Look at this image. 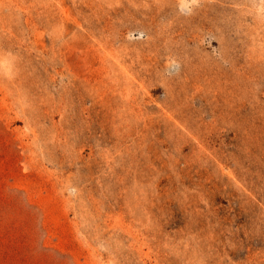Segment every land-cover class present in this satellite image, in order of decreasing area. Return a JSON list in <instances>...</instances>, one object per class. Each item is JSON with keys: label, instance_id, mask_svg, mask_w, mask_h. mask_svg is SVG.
Returning <instances> with one entry per match:
<instances>
[{"label": "rangeland", "instance_id": "374dc122", "mask_svg": "<svg viewBox=\"0 0 264 264\" xmlns=\"http://www.w3.org/2000/svg\"><path fill=\"white\" fill-rule=\"evenodd\" d=\"M0 264H264V0H0Z\"/></svg>", "mask_w": 264, "mask_h": 264}]
</instances>
